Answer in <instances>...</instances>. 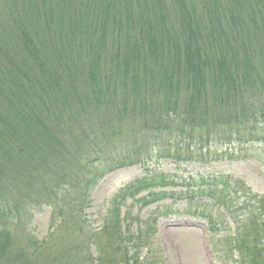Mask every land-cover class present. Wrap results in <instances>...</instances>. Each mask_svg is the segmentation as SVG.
<instances>
[{"label":"trees","instance_id":"obj_1","mask_svg":"<svg viewBox=\"0 0 264 264\" xmlns=\"http://www.w3.org/2000/svg\"><path fill=\"white\" fill-rule=\"evenodd\" d=\"M171 123L189 136L161 155L177 160L206 161L197 132L237 148L264 141V0H0V264H54L40 251L55 237L67 256L57 264H167L156 219L126 202H161L175 177L126 186L94 231L75 169L109 145L131 148L122 165L142 164L128 140L164 150L159 126ZM193 183L179 193L189 215L228 235L232 264H264V194L223 175ZM31 204L57 209L32 254L14 248L9 222Z\"/></svg>","mask_w":264,"mask_h":264},{"label":"rangeland","instance_id":"obj_2","mask_svg":"<svg viewBox=\"0 0 264 264\" xmlns=\"http://www.w3.org/2000/svg\"><path fill=\"white\" fill-rule=\"evenodd\" d=\"M258 126L257 131L262 132L264 125ZM159 129V134L163 136V141H159L160 145L164 150L169 149L168 151L149 149L142 144L141 139L138 142H135L136 139L128 140L135 152L141 154V158H145L143 161L145 163L140 165L132 163V165L124 164L123 167H119V164L134 160L128 145H119V147L109 145L101 151L100 155L96 150L88 153V157H83L85 159L82 161V167L75 170H80L77 175L80 178L84 176L86 180L82 188L80 185L81 195L87 191L84 198L88 205L84 213L85 226L98 231L111 207L114 196L136 179L148 175L165 174L168 179L171 178L170 182H174L175 177L178 182L175 188L176 196H179V192H185L186 189L191 188L194 185L193 180L203 174H221L235 180L234 183L240 180L253 194L258 196L264 194V141L248 143L237 148L227 144L221 145L212 137L208 138L204 134L202 135L203 142H199L197 139L200 135L197 132L195 144L202 147L199 152L206 158V161H183L161 155L169 153L173 155L174 142L185 140L183 144H188L186 141L189 136L187 134L180 136V133L173 132L174 123L168 126L161 124ZM139 132L140 130L136 129L131 133L137 135ZM81 153L84 154L83 151ZM194 153L198 152L194 151ZM75 167L74 165L73 168ZM104 170H110V172L97 179L99 173ZM66 185L63 188L70 187ZM168 189L167 198L155 204L139 207L135 203L132 204L131 199L127 201L128 207L131 206L133 212L139 211L144 216L155 214L156 237L163 247L168 264H232L233 260L227 256L223 244L228 235L218 231H208L203 221L196 220L189 215V209L183 200L174 198V186L170 185ZM145 194L146 192L136 197L139 199ZM27 210L25 214L21 211L20 219L16 218L9 222L12 225L11 228L17 231L14 248L21 247L32 254L30 250H35V248L29 245V242L42 244L48 237L52 213L57 209L52 205H42L40 208L31 204ZM58 241L59 237H55L40 251L42 262L57 264V257L60 259L67 257L64 253L65 247L61 246Z\"/></svg>","mask_w":264,"mask_h":264}]
</instances>
